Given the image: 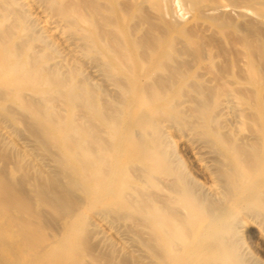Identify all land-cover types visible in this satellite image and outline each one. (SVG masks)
<instances>
[{
	"label": "bare ground",
	"instance_id": "1",
	"mask_svg": "<svg viewBox=\"0 0 264 264\" xmlns=\"http://www.w3.org/2000/svg\"><path fill=\"white\" fill-rule=\"evenodd\" d=\"M0 264H264V0H0Z\"/></svg>",
	"mask_w": 264,
	"mask_h": 264
}]
</instances>
